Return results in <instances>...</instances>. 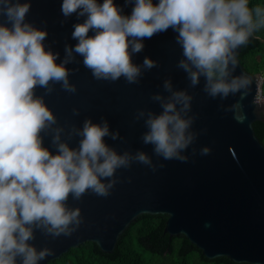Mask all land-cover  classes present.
<instances>
[{
	"label": "clouds",
	"instance_id": "clouds-1",
	"mask_svg": "<svg viewBox=\"0 0 264 264\" xmlns=\"http://www.w3.org/2000/svg\"><path fill=\"white\" fill-rule=\"evenodd\" d=\"M29 9L30 0H0V264H40L51 250L33 243L36 230L67 235L79 224L70 196L79 199L89 190L106 195L117 169L133 159L150 163L145 151L120 152L110 144L106 138L116 140L118 133L104 119L85 118L62 136L64 127L37 87L47 93L59 83L74 92L67 65L77 56L97 80L136 82L155 61L145 56L136 63L134 55L145 40L171 29L182 49L177 67L191 87L203 77L208 96L239 92L243 98L250 80L234 74L235 53L264 27V6L250 7V0H61V15L77 18L71 31L76 42L65 44L61 58L46 44V29L26 19ZM163 88L167 95L152 96L161 110L138 113L142 141L164 159L183 160L194 138L192 96L170 80Z\"/></svg>",
	"mask_w": 264,
	"mask_h": 264
},
{
	"label": "water",
	"instance_id": "water-1",
	"mask_svg": "<svg viewBox=\"0 0 264 264\" xmlns=\"http://www.w3.org/2000/svg\"><path fill=\"white\" fill-rule=\"evenodd\" d=\"M117 3L123 5L124 0ZM60 4L61 0H30L26 19L46 29V44L63 58L65 44L76 42L71 31L77 18L75 14L62 16ZM174 37L169 29L144 41L143 51L133 60L141 63L148 56L155 66L143 70L136 82L128 83L123 77L97 80L77 56L67 65L74 92L59 83L47 93L37 87V94L44 95L57 123L64 127L62 136L73 125L81 126L85 118L104 119L118 133L116 140L106 138L118 151L135 154L142 150L150 157V163L133 159L117 169L106 195L89 190L79 199L70 196L68 205L79 209V224L71 225L73 230L67 235L36 230L33 243L51 250L40 264L87 241L112 253L120 236L142 214H167L165 232L171 237L184 234L209 259L226 256L234 262L264 264V143L254 128V122L264 121V101L258 100L263 75L245 69L240 46L234 74L250 80L242 90L243 98L239 92L212 98L203 91V77L191 87L186 73L177 67L182 49ZM165 80L192 96L188 114L193 117L194 138L182 151L183 160L164 159L142 141L144 118L138 113L161 110L152 96L167 95ZM234 103L238 107L233 108ZM44 142L51 146V136L46 135ZM76 142L75 137L70 141Z\"/></svg>",
	"mask_w": 264,
	"mask_h": 264
},
{
	"label": "trees",
	"instance_id": "trees-1",
	"mask_svg": "<svg viewBox=\"0 0 264 264\" xmlns=\"http://www.w3.org/2000/svg\"><path fill=\"white\" fill-rule=\"evenodd\" d=\"M264 6V0H250V7ZM240 61L250 73L264 75V27L242 45ZM264 94V81L262 84ZM256 134L264 143V121L254 122ZM167 214H142L120 236L112 253L103 252L91 241L70 248L48 264H252L234 262L226 256L209 259L184 235L165 232Z\"/></svg>",
	"mask_w": 264,
	"mask_h": 264
},
{
	"label": "built area",
	"instance_id": "built-area-1",
	"mask_svg": "<svg viewBox=\"0 0 264 264\" xmlns=\"http://www.w3.org/2000/svg\"><path fill=\"white\" fill-rule=\"evenodd\" d=\"M262 80H264V75H263ZM258 100H259V101H264V94H263V91H262L261 85H260V90H259V92H258Z\"/></svg>",
	"mask_w": 264,
	"mask_h": 264
},
{
	"label": "rangeland",
	"instance_id": "rangeland-1",
	"mask_svg": "<svg viewBox=\"0 0 264 264\" xmlns=\"http://www.w3.org/2000/svg\"><path fill=\"white\" fill-rule=\"evenodd\" d=\"M263 81H264V80H262V83H261V88H262Z\"/></svg>",
	"mask_w": 264,
	"mask_h": 264
}]
</instances>
